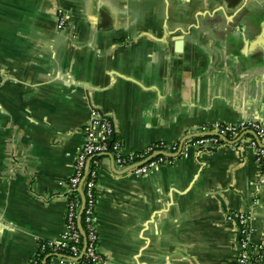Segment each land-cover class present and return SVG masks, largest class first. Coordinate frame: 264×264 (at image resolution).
I'll return each mask as SVG.
<instances>
[{
  "label": "crops",
  "instance_id": "0c3cea01",
  "mask_svg": "<svg viewBox=\"0 0 264 264\" xmlns=\"http://www.w3.org/2000/svg\"><path fill=\"white\" fill-rule=\"evenodd\" d=\"M0 68V264H33L63 229L91 108L127 153L213 122L264 127V0H0ZM96 195L106 264H238L229 211L250 214L264 264V163L246 139L146 175L105 156Z\"/></svg>",
  "mask_w": 264,
  "mask_h": 264
},
{
  "label": "built area",
  "instance_id": "2783aa9c",
  "mask_svg": "<svg viewBox=\"0 0 264 264\" xmlns=\"http://www.w3.org/2000/svg\"><path fill=\"white\" fill-rule=\"evenodd\" d=\"M57 27L63 28L68 16L57 11ZM3 74L0 68V84ZM83 141L73 163V173L67 179L68 197L63 229L58 238L39 242L38 252H45L42 261L49 264H106L99 251V236L95 226L97 204L96 180L101 159L112 158L115 166L135 175H146L165 164H172L189 149L212 151L226 144L246 139L258 164L264 163V127L254 119L237 122H213L201 125L196 135L179 140L152 142L138 151H123L114 124L100 110L91 108L89 119L82 127ZM226 219L237 229V263L260 264L263 246L251 237V216L246 211H229Z\"/></svg>",
  "mask_w": 264,
  "mask_h": 264
},
{
  "label": "trees",
  "instance_id": "16d2710c",
  "mask_svg": "<svg viewBox=\"0 0 264 264\" xmlns=\"http://www.w3.org/2000/svg\"><path fill=\"white\" fill-rule=\"evenodd\" d=\"M40 242H45V241L42 240ZM44 256H45V252H38V255L36 257L35 263H33V264H49L48 260H46L45 262L42 261Z\"/></svg>",
  "mask_w": 264,
  "mask_h": 264
},
{
  "label": "water",
  "instance_id": "95a60500",
  "mask_svg": "<svg viewBox=\"0 0 264 264\" xmlns=\"http://www.w3.org/2000/svg\"><path fill=\"white\" fill-rule=\"evenodd\" d=\"M180 44H181V42L178 41V42H177V46H178V50H179L178 52H180V48H179V47H180Z\"/></svg>",
  "mask_w": 264,
  "mask_h": 264
}]
</instances>
